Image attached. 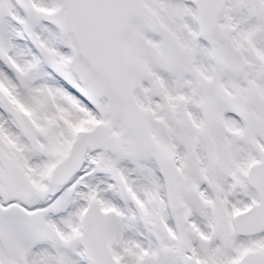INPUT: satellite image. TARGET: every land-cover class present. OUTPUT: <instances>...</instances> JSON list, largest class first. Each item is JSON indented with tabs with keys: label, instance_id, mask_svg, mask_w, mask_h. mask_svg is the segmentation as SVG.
Wrapping results in <instances>:
<instances>
[{
	"label": "snow or ice",
	"instance_id": "6c2138e0",
	"mask_svg": "<svg viewBox=\"0 0 264 264\" xmlns=\"http://www.w3.org/2000/svg\"><path fill=\"white\" fill-rule=\"evenodd\" d=\"M0 264H264V0H0Z\"/></svg>",
	"mask_w": 264,
	"mask_h": 264
}]
</instances>
